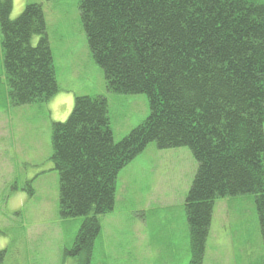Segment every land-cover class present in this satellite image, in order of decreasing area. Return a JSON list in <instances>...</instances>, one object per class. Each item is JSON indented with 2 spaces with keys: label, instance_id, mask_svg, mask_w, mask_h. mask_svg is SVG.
<instances>
[{
  "label": "trees",
  "instance_id": "1",
  "mask_svg": "<svg viewBox=\"0 0 264 264\" xmlns=\"http://www.w3.org/2000/svg\"><path fill=\"white\" fill-rule=\"evenodd\" d=\"M12 4L0 0L10 102H46L59 85L43 7L28 2L11 19ZM78 8L106 90L145 94L150 112L119 141L103 95L75 96L68 118L52 122L59 215L84 217L71 253L89 264L119 171L151 142L188 147L197 162L184 202L189 264L203 262L219 198L255 196L264 246V0H79Z\"/></svg>",
  "mask_w": 264,
  "mask_h": 264
},
{
  "label": "rangeland",
  "instance_id": "2",
  "mask_svg": "<svg viewBox=\"0 0 264 264\" xmlns=\"http://www.w3.org/2000/svg\"><path fill=\"white\" fill-rule=\"evenodd\" d=\"M78 1L13 0L11 19L28 2L43 7L59 85L48 101L11 104L0 43V264H81L82 256L71 250L84 217H60L58 172L50 158L52 122L68 118L74 97L105 96L115 141L150 112L145 94L106 90L87 45ZM38 39L34 36L32 43ZM196 169L188 147L147 144L118 173L114 209L98 216L100 232L89 264H189L184 202ZM263 261L255 196L216 199L202 264Z\"/></svg>",
  "mask_w": 264,
  "mask_h": 264
},
{
  "label": "clouds",
  "instance_id": "3",
  "mask_svg": "<svg viewBox=\"0 0 264 264\" xmlns=\"http://www.w3.org/2000/svg\"><path fill=\"white\" fill-rule=\"evenodd\" d=\"M0 246H2V243H0Z\"/></svg>",
  "mask_w": 264,
  "mask_h": 264
}]
</instances>
